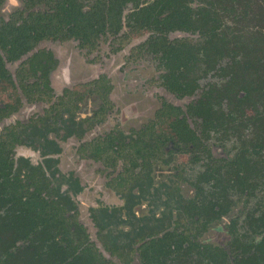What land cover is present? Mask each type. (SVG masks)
<instances>
[{
    "label": "flooded vegetation",
    "instance_id": "af4514ba",
    "mask_svg": "<svg viewBox=\"0 0 264 264\" xmlns=\"http://www.w3.org/2000/svg\"><path fill=\"white\" fill-rule=\"evenodd\" d=\"M156 1L136 5L130 0H22V6L5 15L6 0H0V123L24 102L51 104L44 115L0 134V183L5 182L4 189H11V184L18 188L7 194H32L33 208L42 197L47 200L44 220L33 210L13 214L16 221L21 213L36 220L28 244L37 249L45 246L51 260H71L88 249L95 264H117L91 240L80 220L79 201L87 183L75 168L62 172L59 167L64 152L60 141L68 146L77 141L78 161L102 165L104 187L120 198L116 206L101 203L90 209L104 248L122 264H264V200L260 197L264 193V104L259 108L264 96L247 94L243 82L230 96L233 79L227 86L211 83L199 91L200 79L211 70H229L225 75L243 81L253 65L239 62L243 47L201 48L197 43L204 38L199 31H166L163 23L146 18L145 24L138 23L136 13ZM189 6L197 12L209 5L193 0ZM158 13L150 16L162 19ZM176 31L199 34V38H171ZM144 36L130 60L150 56L161 73L155 84L134 81L135 91L140 87L151 92L158 109L128 133L118 121L89 139L112 114L123 113L119 100L124 98L118 92L122 85L101 72L55 95L52 76L59 59L53 50L37 49L38 45L76 41L90 56L105 41L110 40L111 52L118 53ZM182 39L195 46L171 45ZM226 59L227 66L221 67ZM18 61L12 73L8 64ZM162 91L176 100L190 97L191 101L183 109L160 96ZM85 104L91 110L83 114ZM20 146L39 150L43 160L35 164L18 156ZM186 187L191 193L184 192ZM139 206L149 211L140 214ZM234 209L238 216L232 218ZM224 219L230 249L205 239L210 228ZM17 245L26 246L19 240Z\"/></svg>",
    "mask_w": 264,
    "mask_h": 264
},
{
    "label": "rangeland",
    "instance_id": "374dc122",
    "mask_svg": "<svg viewBox=\"0 0 264 264\" xmlns=\"http://www.w3.org/2000/svg\"><path fill=\"white\" fill-rule=\"evenodd\" d=\"M18 6H22V0H6L4 4V9L6 10L5 15L13 12ZM224 20L227 27L231 26L233 28L238 26V31L233 33L235 35L240 34L241 43L239 41L238 42L246 46L243 47L245 48V53L241 54L244 56L242 58L243 61L240 60L239 62H241L242 65L250 63L253 65V68H251L250 71L247 70L249 72L243 81L242 79L235 78V75H225L229 72V70L224 69L223 72L211 70L207 75H205V77L200 79L199 91L201 92V90L211 83H214V85L223 84L227 86L230 79H233L235 83L230 89V96H232L233 92H237L238 89H240L242 82L245 88H250L255 91L261 85L262 81H264V44L257 40V36H260V34L255 31V27L252 24H247L246 21L244 23H237L230 17H226ZM233 33L229 32L228 35L233 38ZM170 37L173 39L188 38L191 40H197L199 38V34L176 31L172 33ZM144 39L145 36L133 40L128 46H126V48L124 47L125 49L123 51L118 53L111 52L112 45L109 44L110 40L105 41L102 43L99 52L91 54L90 56L78 47V43L76 41L66 43L44 41L38 45L37 49L48 48L53 50L59 59V67L52 76V84L55 89V95H59L65 86H71L80 80L92 79L101 72L111 75L117 85H122L121 87L118 86V92L120 97L124 98V100H119L123 113L112 114L105 124L101 125L99 129H95V131L89 135V139L95 138L97 135L107 132L110 128L116 126L118 121L121 123L123 127L122 129L128 133L132 128L140 127L143 122L147 121L148 117L154 116L155 111L158 109V102L154 99L155 96H153L151 92L149 94V92H145L147 91L146 89L140 87H138L135 91L136 87L134 81L142 82L146 80L147 84H155V82L159 80L161 73L157 68V61L152 59L150 56L141 55L137 61L130 60L133 55V49ZM246 50H249V52L246 53ZM95 57L97 58L96 62H93V58ZM228 61L229 60L227 59L224 60L221 63V67L227 66L226 63ZM20 63V61L9 63L8 68L13 73ZM200 66L202 69L206 68V62L200 64ZM247 66L249 67V64ZM128 80H132V83L128 82ZM219 80H222V82H218ZM145 88L148 89L146 86ZM122 93H128L127 98L126 95L122 96ZM130 94L132 97H130ZM162 95L167 96L163 91L160 96ZM167 97L173 102V104H176V106H180L183 109H185L186 105L191 101L190 97L182 98L180 100H176L169 96ZM133 99L135 100V104H132ZM263 104L264 100H262L259 104V108ZM50 105V103L24 102L23 107L17 113L0 123V134L9 126L18 123L27 124L37 116L44 115L47 109L50 108ZM90 110V106L85 104L82 113H89ZM261 111L264 113V108L261 107ZM60 143L64 147V152L59 166L60 169L62 172H65L71 168H75L88 186V189L81 194V200L79 201L81 222L87 227L91 240L97 244L105 256L114 260L117 264H122L116 257L111 256V254L104 248V242L101 240L102 236H99V231L92 219L90 209L93 207H100L101 203H103V205L116 206L121 202L119 200L120 198L117 196L115 197L114 194H110L111 192L104 187L106 184V178L103 174H101L104 170L102 165L92 162L78 161V157L76 155V147L78 145L77 141L70 146H68L69 144H67V142L64 143V141H60ZM17 154L18 156H26L30 158L35 164L43 160L41 152L30 146L18 147ZM159 174H161V172H159ZM102 190L105 192H102ZM184 192L186 194L191 193V189L186 187ZM260 197L264 200V193L260 194ZM254 204L255 202H253L251 206ZM148 207L145 208L139 206L138 210L141 212L140 214H146L149 211ZM236 215L238 216V210L234 209L231 217L235 218ZM16 218L19 223L17 228L20 236L19 242L20 244H26L24 242L28 236L26 234L35 228L36 220L31 217V215L23 213L19 214V216L17 215ZM239 221L240 226H244L243 220ZM227 224L228 220L226 219L216 222L206 234L205 239L217 246L230 249V232L227 228ZM111 226L113 227V224H111ZM42 232V235H46V230ZM103 234H105V232H103ZM138 261L139 257L138 255H135L134 262Z\"/></svg>",
    "mask_w": 264,
    "mask_h": 264
},
{
    "label": "trees",
    "instance_id": "16d2710c",
    "mask_svg": "<svg viewBox=\"0 0 264 264\" xmlns=\"http://www.w3.org/2000/svg\"><path fill=\"white\" fill-rule=\"evenodd\" d=\"M136 5H139L142 0H130ZM189 1L193 0H159L156 3L161 4L160 7L156 3L148 8L142 9L136 13V21L140 20L143 24L146 21L143 18L154 20L156 23H163L162 25L168 30H182L196 32L199 31L204 38V42L197 43V47H212L224 48L228 46L246 47L240 44V34L235 35L233 32L238 31V26H226L225 18L230 17L237 23L252 24L260 36L257 40L264 44V0H203L209 6H203L200 10L195 12L190 6ZM159 11L158 16L162 19L156 18L153 15ZM146 14L147 16L143 15ZM233 33V38L228 35ZM240 43H239V42ZM263 41V42H262ZM166 42H168L166 40ZM181 42L180 44H178ZM178 44V45H177ZM172 46L193 47L189 45L185 39L171 42ZM184 56L183 52L181 53ZM247 94H261L264 96V81L255 91L250 88H245ZM264 118V116H262ZM5 183V182H4ZM0 183V264H95L94 256L90 254L88 249L82 250L79 254L74 255L71 260L64 258L63 261L50 259V254L45 246H39V249L28 244L23 247H18L17 241L20 240L19 231L16 224L15 212H32L36 213L41 219H46V205L47 200L42 197L37 202V207L31 205L32 194H7V191L13 192L18 188L5 189ZM3 189V191L1 190ZM14 215V216H13ZM26 235H29L27 233ZM25 235V236H26ZM66 255L68 254L65 252ZM90 254V255H89ZM68 257V256H67ZM72 257V256H69Z\"/></svg>",
    "mask_w": 264,
    "mask_h": 264
}]
</instances>
